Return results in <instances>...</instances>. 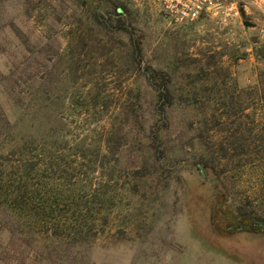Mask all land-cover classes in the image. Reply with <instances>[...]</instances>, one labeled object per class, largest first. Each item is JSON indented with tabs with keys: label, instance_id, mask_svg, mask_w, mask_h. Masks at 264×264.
I'll return each instance as SVG.
<instances>
[{
	"label": "rangeland",
	"instance_id": "obj_1",
	"mask_svg": "<svg viewBox=\"0 0 264 264\" xmlns=\"http://www.w3.org/2000/svg\"><path fill=\"white\" fill-rule=\"evenodd\" d=\"M161 3L0 0V178L31 160L55 194L49 154L116 169L89 246L0 208L3 264H264V20L240 8L179 23ZM85 171L80 185L108 181Z\"/></svg>",
	"mask_w": 264,
	"mask_h": 264
},
{
	"label": "trees",
	"instance_id": "obj_2",
	"mask_svg": "<svg viewBox=\"0 0 264 264\" xmlns=\"http://www.w3.org/2000/svg\"><path fill=\"white\" fill-rule=\"evenodd\" d=\"M123 10L124 8L119 6L117 14H122ZM93 14L94 19L98 21L99 17L96 11ZM132 57L134 61L142 57L139 44H133ZM157 103L158 109L163 111L167 104L172 105L173 99L169 93H162L159 94ZM156 111L159 113L158 110ZM120 129L119 127L112 129L106 141L107 154L113 153V135L117 134ZM75 155L82 157V159L87 158L86 152L82 149L78 150ZM107 156L109 155H104L103 158ZM57 158H54L53 154H49L46 163L50 164L49 171L59 172L58 181L62 182L60 191L52 194L46 190L45 186L42 190L38 188V183L34 184V181L37 179L36 171H38L37 166L40 164L25 160L24 165L18 167L12 176L0 178V208L6 209L8 214L17 217L22 222L19 224L23 228L27 226V229H31L32 226L40 225V233L55 239L65 238L71 247L89 246L94 244L101 232L109 226L110 212L108 210L115 204L111 192L113 186L109 184L115 178L116 169L113 166L107 167L105 162L93 163L92 165V162H78L75 166L68 168L67 164L62 163L65 159L59 160ZM58 161L61 162L58 163ZM59 164L64 166L62 170L59 169L61 166ZM205 167L208 168L206 165ZM82 169H85V172L90 170L92 173L99 170L108 181L95 189L88 184L80 185V182L83 181L80 180ZM105 208L106 212L102 214ZM89 221L91 222L89 223ZM99 222L100 225L97 224ZM8 252V250L0 247V264L10 262ZM44 261L46 264L57 262L51 257L45 258ZM26 262L27 260L22 261L21 264H26Z\"/></svg>",
	"mask_w": 264,
	"mask_h": 264
},
{
	"label": "built area",
	"instance_id": "obj_3",
	"mask_svg": "<svg viewBox=\"0 0 264 264\" xmlns=\"http://www.w3.org/2000/svg\"><path fill=\"white\" fill-rule=\"evenodd\" d=\"M162 10L179 23H194L225 10L239 14L240 8L264 20V0H162Z\"/></svg>",
	"mask_w": 264,
	"mask_h": 264
},
{
	"label": "water",
	"instance_id": "obj_4",
	"mask_svg": "<svg viewBox=\"0 0 264 264\" xmlns=\"http://www.w3.org/2000/svg\"><path fill=\"white\" fill-rule=\"evenodd\" d=\"M250 25H251V23H249V22L246 23V26H250Z\"/></svg>",
	"mask_w": 264,
	"mask_h": 264
}]
</instances>
